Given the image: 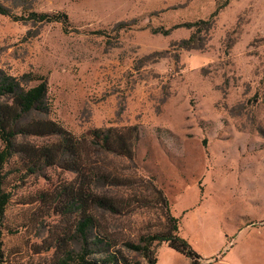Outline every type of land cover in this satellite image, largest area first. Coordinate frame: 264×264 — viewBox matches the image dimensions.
Returning <instances> with one entry per match:
<instances>
[{"label":"rangeland","instance_id":"374dc122","mask_svg":"<svg viewBox=\"0 0 264 264\" xmlns=\"http://www.w3.org/2000/svg\"><path fill=\"white\" fill-rule=\"evenodd\" d=\"M0 7L10 14H0V71L25 89L48 84L26 122H53L77 138L137 126L134 163L107 158L112 175L152 179L178 213L188 210L182 226L194 249L226 254L230 264H263L264 240L242 226L264 202V0H0ZM32 14L62 21L38 23ZM3 175L11 203L0 264H56L79 253L80 213L61 198L79 187L77 175L57 166L31 174L19 156ZM128 188L96 185L121 207L120 215L98 213L97 224L112 234L120 264H148L132 245L160 230L163 204L151 187Z\"/></svg>","mask_w":264,"mask_h":264},{"label":"trees","instance_id":"16d2710c","mask_svg":"<svg viewBox=\"0 0 264 264\" xmlns=\"http://www.w3.org/2000/svg\"><path fill=\"white\" fill-rule=\"evenodd\" d=\"M0 14L10 16L9 12L0 7ZM216 16V15H215ZM63 17V16H62ZM65 17V16H64ZM17 19V18H14ZM61 16L48 14H32L30 21L38 23L60 22ZM192 29V25H187ZM48 92V84L40 82L37 86L25 89L15 78L0 71V256L2 255V228L7 207L11 203V194L5 190L4 168L12 158L19 156L31 174H36L45 167H60L75 173L80 182L79 187L61 196L66 197L65 206H72L74 212L80 213L77 220L75 237L81 243L79 253L66 252L56 264H120L122 252L117 251V243L112 239L106 228L98 225V213L121 214L119 201L114 202L95 192L97 184L104 182L108 186H127L135 190L151 189L160 196L164 224L160 230L140 240L144 245H132V249L147 259L148 264L158 263V249L168 244L176 252L191 259L193 264H202V257L194 250L189 241L180 235L182 217H176L173 207L154 180L127 182L112 175L109 157L123 158L134 163L136 149L140 141L137 126L125 128L94 129L83 137H75L71 133L49 121L26 122V117L39 110ZM56 137L57 140L48 146H29L22 144L23 137ZM134 168H136V165ZM204 191L202 190V194ZM141 197V195H140ZM135 196H133V199ZM118 200V199H117ZM136 201V200H135ZM157 243L156 255L152 247Z\"/></svg>","mask_w":264,"mask_h":264},{"label":"crops","instance_id":"0c3cea01","mask_svg":"<svg viewBox=\"0 0 264 264\" xmlns=\"http://www.w3.org/2000/svg\"><path fill=\"white\" fill-rule=\"evenodd\" d=\"M205 178V177H204ZM200 189V203L198 204L197 207L201 206L205 195V190H206V185L204 184L203 187L199 188ZM202 190L204 191V193L202 194ZM262 213L257 216V217H248L247 221L245 222V225L242 226V231H245L246 233L252 234L253 238H257L258 240H264V202H262ZM173 207V211L176 217H182L184 218L189 211L186 210L184 213H178V211L176 210L175 206ZM202 207V206H201ZM182 216H181V215ZM241 231V232H242ZM180 235L187 239L189 241V243L193 246V242L191 241V238L187 235L184 234V230H183V226L181 223V227H180ZM196 249V248H195ZM194 249V250H195ZM201 253V255L197 252ZM195 251L202 257L203 259V264H230V261L227 259V255H221L218 254L216 255H209V254H204L202 252H200L198 249H196ZM167 257H173L175 258L177 261L181 260L183 264H193L191 259L187 258L186 256L176 252L175 250L171 249L169 247L168 244H162L159 249H158V263L157 264H164V260H166ZM264 264V262H263Z\"/></svg>","mask_w":264,"mask_h":264}]
</instances>
